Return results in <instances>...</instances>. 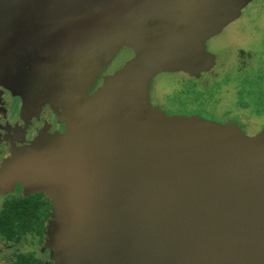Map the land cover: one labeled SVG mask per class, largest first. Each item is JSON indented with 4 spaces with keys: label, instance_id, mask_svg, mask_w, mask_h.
<instances>
[{
    "label": "water",
    "instance_id": "water-1",
    "mask_svg": "<svg viewBox=\"0 0 264 264\" xmlns=\"http://www.w3.org/2000/svg\"><path fill=\"white\" fill-rule=\"evenodd\" d=\"M251 1L0 0L7 86L53 123L5 177L58 207L67 264H264V139L141 95L207 70L206 41ZM123 46L134 58L92 98Z\"/></svg>",
    "mask_w": 264,
    "mask_h": 264
},
{
    "label": "rangeland",
    "instance_id": "rangeland-1",
    "mask_svg": "<svg viewBox=\"0 0 264 264\" xmlns=\"http://www.w3.org/2000/svg\"><path fill=\"white\" fill-rule=\"evenodd\" d=\"M247 5L206 43V50L216 53L219 58L218 65L213 72L208 75L204 74L200 79H190L183 74L159 75L151 82L150 89L148 87V90L146 89L141 94L143 98L147 99L148 103L164 110L165 112L162 113L165 115L171 117L199 116L217 121V123L221 121L219 123L223 125L233 124L249 139L263 140L264 0H254ZM249 50H252L257 58H250ZM3 70L2 66L0 86L9 85ZM26 93L23 97L26 103H20L22 104L20 110L26 115L27 120L34 125L47 121L46 112L43 111L42 116L35 114V104L28 100ZM0 116L3 117L4 114ZM52 124L43 127V131L52 127ZM16 132L15 130L12 133L16 134ZM1 143H3L2 140ZM14 149L10 150L0 162V201L9 194L17 193L16 190L20 186L18 181L8 180V177H5V172L9 173L8 165L19 162L21 159L19 149L16 153ZM145 197H148L146 193ZM53 206V217L47 225L43 245L31 246L26 243L21 246V250H30L40 258L43 264H67V258L62 255L70 249L71 238L68 235L64 236L65 229L56 218L59 209L56 205ZM109 206L112 209L108 221L99 222L101 232L111 230L116 220L117 207L114 204H109ZM8 249L4 248V250ZM1 250H3L2 245H0ZM0 254L3 256L4 251ZM0 264H4V261H0Z\"/></svg>",
    "mask_w": 264,
    "mask_h": 264
},
{
    "label": "flooded vegetation",
    "instance_id": "flooded-vegetation-1",
    "mask_svg": "<svg viewBox=\"0 0 264 264\" xmlns=\"http://www.w3.org/2000/svg\"><path fill=\"white\" fill-rule=\"evenodd\" d=\"M253 1L254 0H252L249 4H251ZM212 38H210L209 40H211ZM209 40H207L206 43ZM206 52L213 58L207 70L201 71L199 74L192 76L186 72H173L166 74H183L190 79H200V77H202L204 74L208 75V73L213 72L215 67H217L219 58L216 53H210L207 50ZM249 52L251 55L250 58H257V55H255L252 50H249ZM134 56L135 55L133 50L128 46H123L113 55H111L107 62V65L101 69V73L97 77L94 87L91 89L92 91L90 92V96L93 98L99 91H101L105 87L109 76L111 77L120 68L131 61ZM11 99L12 98L10 97V95L5 93V91L0 86V115L4 114L3 117L0 116V141H3V143L0 144V162H2L7 153L14 148L15 151L19 149L21 154H23L26 151L27 147L35 146L37 143H41L44 137L43 135H45L42 133L44 132L43 127L51 123V121H48L47 123L46 121H42L40 124L34 125L30 120H27L28 118L26 117V115L21 112L20 99H17V101L14 102V109L12 111ZM149 104L156 110L165 112L164 110L152 105V103ZM12 113L15 115L14 119H12ZM45 119H47V117H45ZM219 122L221 123V121ZM6 125L7 127H5ZM28 129H30V131H28ZM15 130L17 132L16 134H13L12 132ZM14 141L15 144H13ZM16 191L17 193L9 194L0 201V245H2L3 247V250H1L0 252L4 251L3 256L2 254H0V261L2 262L3 260L4 264H20L21 260H23L22 264H43L40 258H38V256L33 254L30 250H21V246L26 243L30 244L31 246L43 245L47 234V225L50 223L53 217L54 206L52 205L48 197L41 192H21V190ZM9 202L17 203L16 205H20L22 203L21 211L23 209L24 214L30 218L29 223L34 224L33 228L22 229L20 227L19 220H11V216L15 214L13 213L11 215V212L13 211L5 209V204ZM2 217L5 218L2 220ZM4 232H6L5 234L14 232L15 235L13 236V238H8L5 236V234H3ZM4 248L9 249L4 250Z\"/></svg>",
    "mask_w": 264,
    "mask_h": 264
},
{
    "label": "trees",
    "instance_id": "trees-1",
    "mask_svg": "<svg viewBox=\"0 0 264 264\" xmlns=\"http://www.w3.org/2000/svg\"><path fill=\"white\" fill-rule=\"evenodd\" d=\"M17 203H13V202H9V203H6L5 204V209L7 210H10V211H13L11 212V215L14 213L15 215L11 216V220H19L20 222V227L22 229H31L33 228L34 224H30V218L28 216H26L24 214V210L22 209L21 211V204L20 205H16ZM5 213V212H3ZM5 217H2V220L4 219ZM6 232H4L3 234H5ZM37 233H40V232H37ZM14 232H10V234H5L6 237L8 238H13L14 236ZM22 261H20V264H22Z\"/></svg>",
    "mask_w": 264,
    "mask_h": 264
},
{
    "label": "bare ground",
    "instance_id": "bare-ground-1",
    "mask_svg": "<svg viewBox=\"0 0 264 264\" xmlns=\"http://www.w3.org/2000/svg\"><path fill=\"white\" fill-rule=\"evenodd\" d=\"M1 88L5 91V93L10 95V97L12 98L11 99V101H12L11 107H12V111H13L14 102L17 101V96L14 93H12V90L6 84L1 86ZM14 118H15V115L12 113V119H14ZM28 131H30V129H28ZM60 216H61V213L59 214V216L57 215V220L59 219Z\"/></svg>",
    "mask_w": 264,
    "mask_h": 264
},
{
    "label": "crops",
    "instance_id": "crops-1",
    "mask_svg": "<svg viewBox=\"0 0 264 264\" xmlns=\"http://www.w3.org/2000/svg\"><path fill=\"white\" fill-rule=\"evenodd\" d=\"M179 72H181V71H179ZM166 73H171V72L159 73V74H157L156 76H154V78L151 80V82H152L157 76L162 75V74H166ZM201 118H203V117H201ZM203 119H205V118H203ZM205 120H207V119H205ZM209 121H211V120H209ZM213 122H215V121H213ZM216 123H217V122H216Z\"/></svg>",
    "mask_w": 264,
    "mask_h": 264
}]
</instances>
